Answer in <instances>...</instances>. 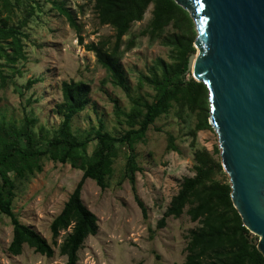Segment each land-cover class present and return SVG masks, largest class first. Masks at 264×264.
I'll return each instance as SVG.
<instances>
[{"label": "trees", "instance_id": "16d2710c", "mask_svg": "<svg viewBox=\"0 0 264 264\" xmlns=\"http://www.w3.org/2000/svg\"><path fill=\"white\" fill-rule=\"evenodd\" d=\"M32 1L0 0V90L10 82L16 83L14 77L23 74L18 63L28 58L26 28L39 7ZM47 1L66 18L84 48L94 53L96 62L106 72L103 83L110 82L121 88L130 102L126 108L119 99H112L119 129L111 131L105 119L99 117L97 125L80 131L75 129L74 120L94 103L92 88L87 81L71 79L61 83L62 100L55 106L61 121L55 129L38 127L39 118L32 109L25 110L21 119L7 118L5 114L0 116V213L10 218L13 226L8 251L18 256L28 245L36 253L51 258L58 246L59 254L67 258L66 264H77L86 239L96 235L100 228L98 216L82 198L87 179L95 180L102 190L109 187L115 162L122 153L125 167L119 184L126 180L130 182L134 199L143 218L147 219L148 210L137 189V172L143 168L137 159L136 146L146 141L149 129L158 118L174 112L184 122L187 113L198 116L189 133L191 146L196 147L198 132L212 129L209 90L189 70L190 56L196 52L197 31L190 13L175 0H89L99 25L110 26L114 32L87 43L84 24L78 20V13H84L86 4H79V11H75L66 6L65 0ZM151 5L152 17L148 25L126 39L133 24L144 19ZM17 10H20L19 14ZM141 36H148L152 42L160 41L170 49V55L168 59L157 57L146 70H139L134 88L123 58L137 46ZM7 69L11 73H7ZM43 81V78H30L22 87L30 89L36 82ZM146 86L153 90L148 96L133 91ZM20 94L24 95V92L20 91ZM27 102L30 105L32 100L29 98ZM167 149L179 151L176 137L171 132L168 133ZM45 159L69 163L83 171L50 224L51 242L23 223L14 210L19 189L44 170ZM194 159V175L183 178L157 227H165L168 218H179L184 213L199 223L186 236L183 264H264V255L258 249L259 237L244 225L233 204L229 176L222 161L216 160L205 148H196Z\"/></svg>", "mask_w": 264, "mask_h": 264}, {"label": "rangeland", "instance_id": "374dc122", "mask_svg": "<svg viewBox=\"0 0 264 264\" xmlns=\"http://www.w3.org/2000/svg\"><path fill=\"white\" fill-rule=\"evenodd\" d=\"M36 2L39 7H36L35 15L26 28L29 34L25 39L28 58L18 63L23 74L14 77L16 83L10 82L0 90V116L5 114L7 118L21 119L25 110L29 112L32 109L39 118L38 127L53 130L61 121V117L55 113L56 104L62 100L61 83L74 79L90 83L94 102L75 118V129H89L97 125L99 117L105 119L111 131L119 129L112 99H119L121 105L129 108L128 96L110 82L103 83L105 70L96 62L94 53L87 51L79 42L66 18L47 0L32 1L37 5ZM65 2L75 11H79V4H86L84 13H78V20L84 24L85 43L97 41L103 34H113L110 26L99 25L91 1ZM152 9L151 5L144 19L133 24L126 39L148 25ZM196 53L197 48L193 54ZM169 55L170 49L160 41L152 42L148 36L139 37L137 46L123 58L132 86L137 87L139 70H146L157 57L168 59ZM7 73H11V70L7 69ZM30 78H43L44 81L36 82L30 89L22 87ZM133 91L145 96L153 93L147 86ZM29 98L32 100L30 105L27 102ZM186 115V122L176 117L174 112L161 116L149 129L146 141L136 146L137 159L143 168L137 172V189L147 207V219L143 218L141 208L134 199L130 182L126 180L119 184L125 167L122 153L115 162L109 187L102 190L95 180L87 179L82 198L98 216L100 228L96 235L86 239L79 251L77 264H183L186 236L199 223L192 221L187 213L179 218H168L163 228L157 227L158 220L178 192L183 178L194 175L196 148H205L216 160L222 161L218 135L213 127L199 131L196 147L191 146L192 136L189 133L197 123L198 116L196 113ZM169 132L175 135L179 151L167 149ZM82 175V170L73 168L69 163L45 159L44 170L26 182L14 200V210L20 220L51 242L50 224ZM12 234L10 218L0 213V264H66L67 258L59 254L58 246L55 256L51 258L36 253L28 245L24 246L21 255L11 254L8 246Z\"/></svg>", "mask_w": 264, "mask_h": 264}, {"label": "water", "instance_id": "95a60500", "mask_svg": "<svg viewBox=\"0 0 264 264\" xmlns=\"http://www.w3.org/2000/svg\"><path fill=\"white\" fill-rule=\"evenodd\" d=\"M193 18L189 70L209 90L232 200L264 255V0H175Z\"/></svg>", "mask_w": 264, "mask_h": 264}]
</instances>
